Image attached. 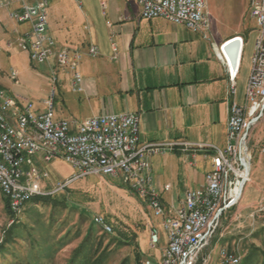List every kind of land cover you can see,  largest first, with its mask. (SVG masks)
I'll return each mask as SVG.
<instances>
[{"label": "built area", "instance_id": "obj_1", "mask_svg": "<svg viewBox=\"0 0 264 264\" xmlns=\"http://www.w3.org/2000/svg\"><path fill=\"white\" fill-rule=\"evenodd\" d=\"M5 1L0 0V5ZM137 1L144 19L160 17L192 30L210 26L207 0ZM248 3L256 36L242 101L237 98V79L242 67L245 39L238 35L241 39L235 59L228 47L236 37L223 41L216 49L230 82L228 143L225 148L212 146L215 154L205 185L187 190L185 199L172 210L167 209L154 185L150 157L176 147L207 148L206 144L142 143L140 115L134 112L104 113L83 121L57 118L56 88L37 107L34 102L9 92L0 81V184L12 214L15 215V210H25L28 198L54 192H46L42 188V182L49 173L38 166L37 157L44 163L63 158L78 173L59 183L57 189L88 175L118 177L146 199L156 215L163 216L167 244L156 264H204L205 251L221 217L240 203L244 187L251 179L253 155L250 134L264 120V0H248ZM49 4L50 0H23L22 11L11 14L17 21L32 22L31 31L16 45L29 52L35 64L43 65L54 59L55 68L70 74L72 90L82 92L84 77L80 63L83 55L69 47L57 46L49 33ZM89 53L97 55L98 47L91 46ZM53 75L56 82L55 73ZM10 77L17 82L18 71L12 69ZM261 152L264 154V140ZM259 212L264 219V203ZM95 221L105 222L113 229L103 215L96 216ZM157 241L152 240V247ZM241 260L238 250L225 246L221 264H240ZM141 264L154 263L144 259Z\"/></svg>", "mask_w": 264, "mask_h": 264}, {"label": "crops", "instance_id": "obj_2", "mask_svg": "<svg viewBox=\"0 0 264 264\" xmlns=\"http://www.w3.org/2000/svg\"><path fill=\"white\" fill-rule=\"evenodd\" d=\"M22 1L6 0L0 5V37L4 41L0 52L10 48L22 51L17 41L32 29L31 21L11 16L22 11ZM207 3L210 26L200 30L160 17L144 19L137 0H50L49 4V33L57 46L83 55L82 92L72 90L70 74L54 68V59L45 64L48 81L57 90V118L83 121L104 113L134 112L140 115L142 143L207 145L176 147L150 157L154 185L168 210L185 199L187 190L205 185L215 154L212 146L225 148L228 143L230 82L216 49L239 32L219 34L214 29L211 0ZM93 45L99 50L95 56L89 53ZM249 75L250 69L241 67L237 79L240 101ZM36 163L41 167L44 162L37 157ZM166 173L183 179L178 181L179 187L186 185L184 198L177 205L168 195L173 186L164 181ZM244 217L253 225L258 217L263 218L256 208Z\"/></svg>", "mask_w": 264, "mask_h": 264}, {"label": "rangeland", "instance_id": "obj_3", "mask_svg": "<svg viewBox=\"0 0 264 264\" xmlns=\"http://www.w3.org/2000/svg\"><path fill=\"white\" fill-rule=\"evenodd\" d=\"M211 5L215 18L214 29L219 34L239 32L237 36L244 37L242 70H249L256 35L248 0H211ZM0 46L4 47L1 37ZM0 65V79L9 92L34 102L37 107L55 88L48 81L45 64L33 63L27 51L16 52L12 48L3 50L0 52ZM12 69L18 71V83L10 77ZM263 135L264 120L250 134L253 155L251 179L244 189L239 210L233 208L223 214L205 251L206 255H212L211 264L218 263L223 246L237 245L236 250L247 252L250 243L264 244V235L258 239L253 237L264 219L258 217L256 225H253L244 217L248 210H259L264 197ZM40 168L49 173L42 182L43 190L54 191V195L48 193L33 197H46L41 203L30 198L17 219L0 188V246H4L0 251V264H68L74 249L82 243L91 246L96 255L104 254L106 259L103 264H121L125 259L129 264H139L136 259L138 249L141 263L144 259L157 263L167 241L163 216L156 215L148 201L140 197L130 185L118 177L88 175L72 181L66 188L57 189L59 183L72 178L78 170L63 158L42 163ZM179 180L183 182V179L170 173H166L164 180L173 186L168 195L174 198L175 205L185 195L186 185L179 187ZM166 207L168 209V205ZM98 215L108 218L114 229L125 227L130 236L136 232L139 248L112 240L115 232L104 234L96 227V224L99 225L95 221ZM154 234L159 236V241L152 247Z\"/></svg>", "mask_w": 264, "mask_h": 264}, {"label": "trees", "instance_id": "obj_4", "mask_svg": "<svg viewBox=\"0 0 264 264\" xmlns=\"http://www.w3.org/2000/svg\"><path fill=\"white\" fill-rule=\"evenodd\" d=\"M57 192H59V190ZM45 199L46 197L44 196H38L36 198H32V201L36 203H41L42 201H45ZM106 220L112 225V223L110 222L108 218H106ZM262 223L264 222L259 223L258 226L261 225V227H259L253 235L255 239L261 238V236L264 235V224ZM96 227L100 229L104 234L111 235L110 233L105 232L101 226L96 224ZM113 229H114V226H113ZM114 232L115 234L112 235V240L119 242L120 244H125V245L139 248L138 241H137L138 234L136 232L130 236L127 230H125V227L120 228V226L116 227V229H114ZM236 246L237 245H233V246L231 245L230 247L229 246L228 247L232 250H236ZM247 248H248L247 252H242L241 250L237 249L242 255V262L240 264H253L255 262H259L258 264H264V244L258 245L256 243H250V245ZM3 249H4V246H0V251H2ZM140 257L141 255L138 249L136 259L138 260L139 264H141ZM105 259L106 258L104 254L96 255L93 252V249L91 246L87 245L86 243H82L77 248L74 249L68 264H103ZM121 264H129V263H128V260L125 259L121 262Z\"/></svg>", "mask_w": 264, "mask_h": 264}, {"label": "bare ground", "instance_id": "obj_5", "mask_svg": "<svg viewBox=\"0 0 264 264\" xmlns=\"http://www.w3.org/2000/svg\"><path fill=\"white\" fill-rule=\"evenodd\" d=\"M235 37L236 38H234V40H232L231 42L240 41V39H241L240 36H235ZM0 188H1V191L3 192L2 184H0ZM4 196L6 197V195H4ZM29 199L30 198H28V200ZM28 200H26V203H27ZM11 212H12V210H11ZM22 213H23V210H15V218L17 219V217L20 214H22ZM97 223L102 226V229H104L105 232L110 233V234L114 232V230L110 228L109 224H107L105 222H102V221H97ZM224 248H225V246H223L222 249H221V251H220V256H219V260H218V263L217 264H221V257L223 256ZM211 262H212V255L211 254L206 255V260L204 261V264H211ZM241 262H242V260L240 261V263Z\"/></svg>", "mask_w": 264, "mask_h": 264}, {"label": "water", "instance_id": "obj_6", "mask_svg": "<svg viewBox=\"0 0 264 264\" xmlns=\"http://www.w3.org/2000/svg\"><path fill=\"white\" fill-rule=\"evenodd\" d=\"M238 46H239V42L235 41L228 47V51L230 52L233 59L236 58ZM157 238H158L157 235H153V240L157 241Z\"/></svg>", "mask_w": 264, "mask_h": 264}]
</instances>
